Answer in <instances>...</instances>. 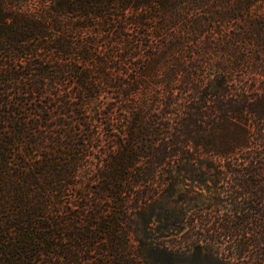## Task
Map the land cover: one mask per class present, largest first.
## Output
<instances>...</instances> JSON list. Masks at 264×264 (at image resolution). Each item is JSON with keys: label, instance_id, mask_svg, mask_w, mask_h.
<instances>
[{"label": "trees", "instance_id": "16d2710c", "mask_svg": "<svg viewBox=\"0 0 264 264\" xmlns=\"http://www.w3.org/2000/svg\"><path fill=\"white\" fill-rule=\"evenodd\" d=\"M187 242L264 264V0H0V264H178Z\"/></svg>", "mask_w": 264, "mask_h": 264}, {"label": "rangeland", "instance_id": "374dc122", "mask_svg": "<svg viewBox=\"0 0 264 264\" xmlns=\"http://www.w3.org/2000/svg\"><path fill=\"white\" fill-rule=\"evenodd\" d=\"M177 180H184L183 177L177 176ZM174 197L177 202L174 204V211L177 218L169 221V228L172 235L164 238V244L169 247L179 245L189 239V180L187 179L184 184L178 183L174 192ZM167 222L163 221V225ZM185 250L180 252L182 261L178 264H189V242L185 244Z\"/></svg>", "mask_w": 264, "mask_h": 264}]
</instances>
